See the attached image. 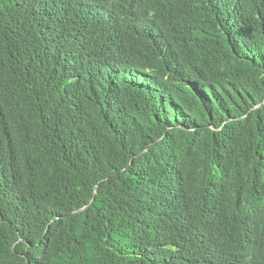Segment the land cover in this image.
Returning <instances> with one entry per match:
<instances>
[{
  "label": "trees",
  "instance_id": "16d2710c",
  "mask_svg": "<svg viewBox=\"0 0 264 264\" xmlns=\"http://www.w3.org/2000/svg\"><path fill=\"white\" fill-rule=\"evenodd\" d=\"M0 264H264V0H0Z\"/></svg>",
  "mask_w": 264,
  "mask_h": 264
}]
</instances>
